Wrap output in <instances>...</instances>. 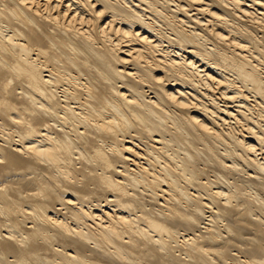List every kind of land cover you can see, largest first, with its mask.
Masks as SVG:
<instances>
[{
    "label": "bare ground",
    "instance_id": "bare-ground-1",
    "mask_svg": "<svg viewBox=\"0 0 264 264\" xmlns=\"http://www.w3.org/2000/svg\"><path fill=\"white\" fill-rule=\"evenodd\" d=\"M0 264H264V0H0Z\"/></svg>",
    "mask_w": 264,
    "mask_h": 264
}]
</instances>
